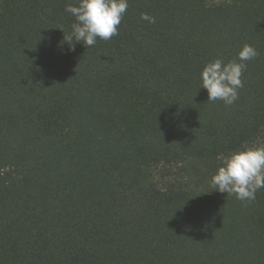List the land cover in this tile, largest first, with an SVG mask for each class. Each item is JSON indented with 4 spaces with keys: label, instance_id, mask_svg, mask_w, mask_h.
I'll list each match as a JSON object with an SVG mask.
<instances>
[{
    "label": "trees",
    "instance_id": "trees-1",
    "mask_svg": "<svg viewBox=\"0 0 264 264\" xmlns=\"http://www.w3.org/2000/svg\"><path fill=\"white\" fill-rule=\"evenodd\" d=\"M78 3L0 0V264H264V188L210 184L264 144V0H128L88 48ZM245 44L238 100L208 102Z\"/></svg>",
    "mask_w": 264,
    "mask_h": 264
},
{
    "label": "clouds",
    "instance_id": "clouds-1",
    "mask_svg": "<svg viewBox=\"0 0 264 264\" xmlns=\"http://www.w3.org/2000/svg\"><path fill=\"white\" fill-rule=\"evenodd\" d=\"M128 6V0H79L78 6L68 4L65 11L72 14L76 22L65 40L70 42L74 37L87 48L94 46L98 38L110 40L119 34ZM141 19L156 22L155 17L147 13H142ZM258 54L253 46L245 44L234 60L225 62L217 58L206 63L200 79L202 88L207 90L208 102L220 100L226 106L233 105L239 98V89L244 86L242 76L246 62ZM218 159L222 162L211 177L213 189L235 196L246 205L255 201L257 192L264 188V146L244 147Z\"/></svg>",
    "mask_w": 264,
    "mask_h": 264
},
{
    "label": "rangeland",
    "instance_id": "rangeland-1",
    "mask_svg": "<svg viewBox=\"0 0 264 264\" xmlns=\"http://www.w3.org/2000/svg\"><path fill=\"white\" fill-rule=\"evenodd\" d=\"M208 1L212 4H222V3H226L230 0H208ZM259 146H264V144H258V145H255L253 147H259Z\"/></svg>",
    "mask_w": 264,
    "mask_h": 264
}]
</instances>
